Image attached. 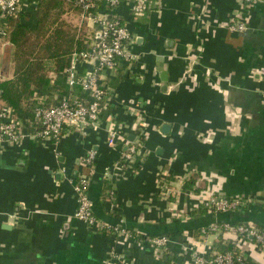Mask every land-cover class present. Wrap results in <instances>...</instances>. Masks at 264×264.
<instances>
[{
  "label": "crops",
  "instance_id": "crops-1",
  "mask_svg": "<svg viewBox=\"0 0 264 264\" xmlns=\"http://www.w3.org/2000/svg\"><path fill=\"white\" fill-rule=\"evenodd\" d=\"M28 1L21 23L32 29L36 0ZM235 21L243 23L242 32L228 30ZM130 30L141 36L133 48L139 55L134 75L121 70L107 77L117 92L124 142L107 146L104 125L83 139L25 140L0 150V264H116L112 253L119 264H194L193 249L202 241L234 240L222 231L201 238L200 229L264 228V0L244 9L239 0H157ZM10 77L8 69L2 80ZM57 77L46 73L49 85ZM129 100L144 105L142 125L122 108ZM136 133L143 137L141 165L112 169ZM90 151L95 159L86 194L93 217L136 240L104 239L74 219L72 184L86 177L81 159ZM159 169L168 176L166 199L156 194ZM105 173L114 178L113 212L100 198ZM210 197H245L248 205L230 214L198 211ZM155 237L166 244L155 249L145 242ZM234 247L248 264H264L249 238Z\"/></svg>",
  "mask_w": 264,
  "mask_h": 264
},
{
  "label": "built area",
  "instance_id": "built-area-1",
  "mask_svg": "<svg viewBox=\"0 0 264 264\" xmlns=\"http://www.w3.org/2000/svg\"><path fill=\"white\" fill-rule=\"evenodd\" d=\"M62 1L78 10L80 18L88 28V34L83 43L85 48L71 53L69 67L64 71L65 94L48 107H43L39 100L38 105L32 110V120L29 125H36V130L31 132L29 128H23L16 121L10 108L0 106V150L13 146L21 147L25 140L39 145H53L67 135L83 139L88 131H98L104 125L109 126L106 129L107 146L114 147L116 143L124 142V132L116 125L117 92L107 85V77H115L118 68H121L125 75L133 74V67L139 60V55L133 51V48L141 36L134 34L130 30V25L137 18L150 12L157 5V0ZM239 1L244 9L258 0ZM27 5H29L28 0H0V40L4 38L7 18L22 13ZM121 11L125 12L124 16ZM244 29L240 21L232 22L228 26L231 32H242ZM78 65H84L87 68L82 73H78ZM107 74L108 76H105ZM122 108L133 118V121L140 120L137 125H142L147 115L142 103L129 100L122 105ZM143 151V137L136 133L132 141L125 142V147L112 164V169L131 168V164L140 166ZM94 159L95 155L92 151L81 159L87 175L81 179L77 178L72 184L76 197L74 219L96 234L97 231H103L106 235H110L108 239L112 240L117 235H122L129 240H136L134 235L123 229L103 224L93 217L86 193ZM167 177V173L159 169L156 193L158 198L166 199L170 193ZM103 182L108 187L105 199L101 202L104 203L108 212H113L116 210L114 178L111 174L105 173ZM247 205L248 200L245 197H210L200 201L196 209L210 215L230 214L243 210ZM219 229L222 233L231 235L236 246L238 242L249 238L255 250L264 255V228L224 223L219 225ZM217 231V227L212 225L206 229H200L199 235L202 238ZM145 242L158 249L166 244L167 239L155 237L146 239ZM193 252L194 264H248L249 261L240 251H237L236 255L220 253L203 241L201 249H193ZM112 258L116 264L121 261L115 253H112Z\"/></svg>",
  "mask_w": 264,
  "mask_h": 264
},
{
  "label": "trees",
  "instance_id": "trees-1",
  "mask_svg": "<svg viewBox=\"0 0 264 264\" xmlns=\"http://www.w3.org/2000/svg\"><path fill=\"white\" fill-rule=\"evenodd\" d=\"M69 8L70 4L62 0H36L32 29L21 23V19L28 16L26 12L8 17L6 21L3 41L11 47V77L0 81V106L10 108L16 121L31 132L37 128L29 125L32 110L39 100L43 107H48L65 94L64 71L69 67L71 53L85 48V39L75 36L74 29L59 20ZM121 70L118 68L116 74ZM48 72L58 76L51 85L46 78ZM130 167L135 170L138 166L131 164ZM107 187L103 184L102 202ZM216 227L220 231L219 226ZM97 234L104 239L110 237L103 231H97ZM234 246V240L223 241L221 236L212 245L220 253L236 255L238 252Z\"/></svg>",
  "mask_w": 264,
  "mask_h": 264
},
{
  "label": "rangeland",
  "instance_id": "rangeland-1",
  "mask_svg": "<svg viewBox=\"0 0 264 264\" xmlns=\"http://www.w3.org/2000/svg\"><path fill=\"white\" fill-rule=\"evenodd\" d=\"M59 20L70 27V29H74L75 36H78V38L83 37V39H85L88 34V28L80 18L78 10L71 6V8L67 9V11L59 17ZM10 52L11 47L5 43L3 39L0 40V81L5 78L8 69L10 70L11 68Z\"/></svg>",
  "mask_w": 264,
  "mask_h": 264
},
{
  "label": "water",
  "instance_id": "water-1",
  "mask_svg": "<svg viewBox=\"0 0 264 264\" xmlns=\"http://www.w3.org/2000/svg\"><path fill=\"white\" fill-rule=\"evenodd\" d=\"M164 127H161V133H163L164 132ZM128 141H132V136H130V137H128Z\"/></svg>",
  "mask_w": 264,
  "mask_h": 264
}]
</instances>
